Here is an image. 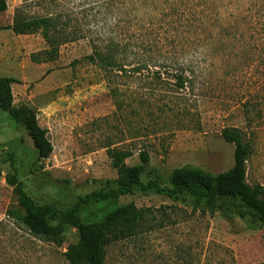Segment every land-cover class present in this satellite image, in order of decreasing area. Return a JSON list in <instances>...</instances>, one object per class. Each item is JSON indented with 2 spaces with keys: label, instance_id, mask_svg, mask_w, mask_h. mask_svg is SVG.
<instances>
[{
  "label": "rangeland",
  "instance_id": "374dc122",
  "mask_svg": "<svg viewBox=\"0 0 264 264\" xmlns=\"http://www.w3.org/2000/svg\"><path fill=\"white\" fill-rule=\"evenodd\" d=\"M54 1L7 0L0 13V26H6L16 9L27 17L66 11L77 18L70 25L84 33L61 44L53 59L37 56L42 61L33 62L30 55L46 48L41 34L0 29V76L17 79L11 85L14 103L36 109L53 147L48 158L38 159L24 128L0 110V264H69L64 252L77 240L76 230L68 227L61 244L47 241L6 214L17 209L5 182L12 172L8 152L14 153L18 176L36 203L66 208L98 187L92 180L116 177L105 145L130 150L128 165L139 162L140 150L148 151L150 166L163 177L185 165L217 174L233 164L234 144L223 139L222 131L234 127L252 145L246 180L264 187V0H196L201 18L196 28H180L181 46L164 41V53L150 44L139 57L121 58L130 66L138 61L150 66L138 73L105 72L84 57L107 35L124 39L133 30L150 39V32L164 34L161 25L147 30L141 17L147 14L165 25L166 12L142 4L129 12L125 0ZM173 63L186 68L185 87L179 90L171 70H160V78L152 74ZM221 201L247 211L246 219L194 210L189 200L154 192L92 205L81 218L99 221L127 202L140 209L138 233L110 243L106 264L264 262V229L252 222V211L238 199Z\"/></svg>",
  "mask_w": 264,
  "mask_h": 264
},
{
  "label": "trees",
  "instance_id": "16d2710c",
  "mask_svg": "<svg viewBox=\"0 0 264 264\" xmlns=\"http://www.w3.org/2000/svg\"><path fill=\"white\" fill-rule=\"evenodd\" d=\"M51 2L55 1L51 0ZM125 2L130 7L129 12L136 10V4L153 5L154 9L166 12L165 25L160 19L147 14L141 17L148 22L147 30H153L157 25H161L165 33L159 35L160 33L156 31L150 32L148 34L150 39H147L145 35L131 30L129 33L126 31L124 39L107 35L106 38L101 39L102 45L93 43L91 54L84 57V60L95 64L105 72L127 70L138 73L144 69L149 70L150 66L141 61L131 66L125 62L130 55L139 57V52L147 51L150 44H155L157 50L163 53L167 46L164 41L170 42V46L173 47L181 46L184 35L180 28L192 27V25L196 28L202 13V8L197 9L201 4L196 0H125ZM6 9L7 0H0V13L5 12ZM134 17L138 18L136 12ZM72 20L77 23V18H73L72 14L66 11L27 17L16 9L11 24L0 26V29H11L17 35L39 32L46 48L38 53H32L30 58L33 62H41L42 58L53 59L61 44L84 36L79 26L70 25ZM160 70L173 72L171 76L175 79L173 84L176 89L185 87L184 66L174 63L161 65L156 70L152 69V74L160 78ZM15 82L17 79L14 77L0 76V110L5 111L18 126L24 128L37 152L38 159H46L53 150L47 137V129L39 125L35 108L14 103L11 85ZM222 137L226 142L234 144L233 164L226 171L217 174L185 165L174 168L163 177L157 168L150 166L148 151L140 150L139 162L128 165L125 159L132 155L130 150L105 145L106 155L116 171V177L92 180V183H98V187L79 195L66 208H58L50 202L36 203L25 190L18 176L14 153L8 152L6 160L12 172L6 174L5 182L12 189L17 209H7L6 214L26 227L33 235L56 244H61L68 227L75 229L77 240L69 244L64 252L69 264H106V247L110 243L133 237L138 233L141 211L133 202L120 204L108 210L99 221L87 222L81 218V214L92 205L135 193L154 192L173 201L189 200L194 210L216 211L225 218L237 214L240 218L246 219L247 211H239L231 202H218V198L221 197L238 199L252 211L250 213L252 222L264 229V187L258 183L250 185L246 180V163L251 156L252 145L248 141H243L242 131L238 128L223 129Z\"/></svg>",
  "mask_w": 264,
  "mask_h": 264
}]
</instances>
